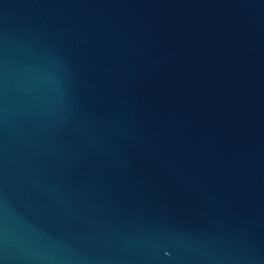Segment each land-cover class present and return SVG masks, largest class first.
Here are the masks:
<instances>
[{
    "label": "water",
    "instance_id": "95a60500",
    "mask_svg": "<svg viewBox=\"0 0 264 264\" xmlns=\"http://www.w3.org/2000/svg\"><path fill=\"white\" fill-rule=\"evenodd\" d=\"M0 264H264V0H0Z\"/></svg>",
    "mask_w": 264,
    "mask_h": 264
}]
</instances>
